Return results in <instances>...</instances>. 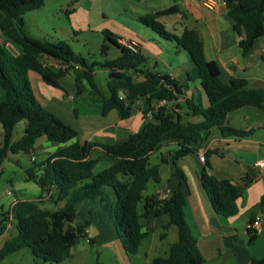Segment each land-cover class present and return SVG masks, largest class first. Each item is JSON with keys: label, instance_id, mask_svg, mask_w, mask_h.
<instances>
[{"label": "trees", "instance_id": "trees-1", "mask_svg": "<svg viewBox=\"0 0 264 264\" xmlns=\"http://www.w3.org/2000/svg\"><path fill=\"white\" fill-rule=\"evenodd\" d=\"M47 1L0 0V125L4 128L0 169L9 153L32 154L42 137L65 145L42 162L34 159L33 165L25 171L26 181L40 188V200L17 199L9 209L2 208L0 237L10 225L15 226L16 235L0 248V264L9 255L25 249L37 264H63L71 259L73 247L82 240L95 244L96 238H90L88 230L102 207L107 208L127 255H136L148 238L149 232L142 221L149 217L151 210H156L157 216L169 219L163 226L161 238L166 239L168 231L176 227L178 239L170 245L168 255L154 258L153 264H207L187 222L186 197L182 190L175 191L166 201H160L157 195L144 196V192L149 183L161 182L162 164L174 163L176 176L187 181L178 162L204 148L214 130L223 138L252 136V131L230 126L229 116L245 107H254L264 113V89H251L246 79L231 78L228 83L223 82L218 64L207 59L197 30L186 28L181 35L169 32L160 18L179 13L177 6L139 16L140 23L188 52L192 68L187 71V79L199 84L208 106L205 107L200 98L196 104L189 99L185 105L180 104V98L186 96L180 82L168 74L146 68L147 60L140 51L123 46L118 36L108 32L106 40L121 53L117 59L100 64L108 70L109 90L108 96L100 94L102 114L106 116L117 111L121 119L127 120L138 103L145 101L144 115L151 113L152 117L141 132L124 142L113 145L81 143L75 128L39 102L29 78V73L35 72L47 85L61 88L66 74L80 66L82 74L76 78L77 87L86 79L97 90L93 77L95 65L78 56L68 42L44 41L26 32L24 16L41 9ZM225 2L234 21L233 30L239 37V46L247 58L264 37V0ZM108 49V44L102 46L104 54ZM45 57L58 62L61 68L45 63ZM139 77L143 80L138 81ZM162 100H167L168 104L159 106ZM179 109H187V112L181 114ZM185 116L202 117L203 120L193 123L184 121ZM22 121L27 122L24 135L13 142L14 130ZM170 143H176L178 148L162 156L160 164L151 165V155ZM98 149L103 155L93 157ZM216 153L207 150L206 158ZM100 163L107 167L95 173ZM210 169L207 162L201 183L213 210L227 219L238 216L243 188L227 179H218ZM45 200L63 203V206L51 211L41 206ZM90 202L98 205L90 208L89 217L80 223V211ZM261 208L264 215V197ZM248 232L250 243H253L257 231L249 228ZM250 264H264V258L252 259Z\"/></svg>", "mask_w": 264, "mask_h": 264}, {"label": "crops", "instance_id": "crops-1", "mask_svg": "<svg viewBox=\"0 0 264 264\" xmlns=\"http://www.w3.org/2000/svg\"><path fill=\"white\" fill-rule=\"evenodd\" d=\"M206 1L129 0L131 4L129 10L138 20L139 16L154 14L177 6L180 10L179 13L160 18V22L167 30L170 27L173 34L176 35H181L186 28L197 30L204 42L206 57L208 60L215 61L218 64L223 82L228 83L231 78L246 79L251 89H264V37L258 41L253 53L245 58L243 50L239 46V37L233 30L234 21L228 13L225 0H210L212 2L210 7L207 6ZM171 16H175V18L172 19L170 18ZM143 26L145 27V25ZM143 26L141 23L133 25L132 28L130 26L126 27L127 30L121 33L123 36H118L122 41H129L135 45L137 50L147 60L146 68L155 71L149 65L151 59L155 60L157 67L163 62L169 65L168 72H162L158 69L155 72L168 74L180 82L186 94L185 97L180 98V104L185 105L187 99L196 104L200 98L204 106H208L207 98L202 99L201 97L199 91L201 87L199 84L191 83L187 79V71L192 68L188 52L179 49L175 43L170 44L165 42L167 43L165 44L162 40L163 38L157 33ZM177 32H180V34H177ZM165 48L171 49L170 52L173 54H170L171 56L173 55V58L177 60L184 58L183 65L176 63L175 59L172 60L170 55L168 58L171 61L168 63L162 55V51ZM29 74L31 77H34L40 88V92L43 95H47L46 104H48L50 98H53L55 93L39 74L35 72H30ZM137 80L142 81L143 77H139ZM61 85L64 86L62 80ZM67 94L70 93L67 92ZM67 97L75 101L74 95ZM94 101L99 104L101 102L99 99H95ZM63 104L65 107V103ZM60 107H62L61 104ZM96 107L97 110H87L84 113H80L77 105L68 110L67 114H64L66 117L63 120L79 132V141L81 143L96 142L113 145L124 142L131 135L141 132L152 117L151 113L147 116L144 115V111L147 110L145 101L138 103L137 108H135L131 117L127 120L121 119L117 111H112L104 116L101 107ZM246 109H256L257 112L255 113L253 112L255 110ZM178 111L181 114L187 112L186 109H179ZM260 113L263 112L257 108L245 107L229 116L228 123L230 126L245 131H252V136L243 139L223 138L217 130H214L212 137L207 141L204 148L200 149L198 153L189 154L179 161L178 166L184 172L187 181L183 182L176 176V166L174 163L162 164L160 167L162 180L158 184L159 186L156 187L155 193L148 195L158 196L165 190H170L172 195L175 191L182 190L186 197L184 210L187 222L198 241L199 250L206 259L207 264H212L213 262L214 264H250L252 259L264 258V215L261 208V201L264 197V171L260 168V161L264 159V118L262 120L256 119L262 118ZM236 115H241L243 120L235 118ZM202 120V117L191 116L187 121L197 123ZM19 124L14 130L13 142L22 138L27 126L26 122L24 128L15 136V131ZM48 141L46 137H42L37 141L35 149L32 152L33 160L35 159L38 162L37 153H39V150L46 148L45 145H47ZM3 145L4 128L0 125V147ZM171 145H176V143H170L166 145V148ZM64 146L61 145L55 151L48 152L46 159ZM174 150L169 149L167 152L161 153L160 161L157 164H160L162 156ZM207 150L216 151L217 153L211 154L202 162L200 157L204 154L206 156ZM96 154L97 156L103 155L100 149L97 150ZM11 155L13 154L9 153L7 160H12ZM14 162L19 163L17 158ZM207 162L210 164V173L212 175L218 179H227L235 182L243 188L242 197L238 203V216L227 219L217 215L213 210L211 200L201 183V175ZM252 173L256 174V178H253ZM25 182H27L26 179ZM246 183L248 184L246 185ZM14 187V184L10 185L13 195L16 192ZM41 194L40 190V196L36 199L15 196L17 197L16 199L21 201L37 202L40 200ZM97 205V202H90L81 209L85 215L80 217V223H83L89 217L88 210ZM2 208L3 205H0V213ZM261 216L263 219L261 227L256 230L257 237L253 243H250L248 230L252 226V220H256ZM168 222L167 216H157L156 210H151L149 217L142 221L144 229L149 232L147 239L156 230H163V226ZM91 223L88 232L90 238H96L95 244H101L105 248H110L121 257L119 251L125 252V250L119 240L107 208L102 207L100 212L91 220ZM92 228L95 229L94 235H92ZM9 229L12 232L11 234L8 231ZM7 231L0 237V240H4L3 245L8 238L10 239L16 235L14 225H10ZM8 235L11 237H8Z\"/></svg>", "mask_w": 264, "mask_h": 264}, {"label": "rangeland", "instance_id": "rangeland-1", "mask_svg": "<svg viewBox=\"0 0 264 264\" xmlns=\"http://www.w3.org/2000/svg\"><path fill=\"white\" fill-rule=\"evenodd\" d=\"M130 7L131 4L129 0H48L41 9L29 12L24 16L26 23L25 30L31 36L54 43L58 41L68 42L78 56L87 60L90 65H95L93 77L97 90H94L86 79H82L79 83V88L77 87L76 78L82 74V67L76 66V70L71 69L62 79L64 86L61 88L50 86L55 95L53 98H50L48 104H46L47 95H43L42 92H40V88L34 77H31L29 74L37 99L43 106L45 105L44 107L48 105V108H46L60 119L63 120L64 117H66L64 114H67L66 112H68V110L77 105L80 109V113H84V111L87 110H97L96 106L100 107V104L96 103L94 100H101L100 94L104 96L109 95L107 85L108 70L100 66V64L117 59L121 51L106 40V34L111 32L116 36H123L121 33L127 30L126 27L130 26V28H132L133 25L141 24L136 19V16L130 12ZM170 18L173 19L175 16H171ZM144 28L148 27L145 26ZM148 30L152 31L150 28H148ZM168 31L173 33L170 27ZM177 34H180V32H177ZM162 40L164 43H172L165 39ZM104 44L109 45V49L105 54L102 51V46ZM170 51V48H165L162 51L163 58L168 63L171 59H175L173 55L171 56L173 53ZM169 55L171 59L168 58ZM175 60L176 63H181V65H183L185 61L184 58ZM44 62L49 65L52 64L51 66L56 69L61 68L58 62L51 61L46 57L44 58ZM190 64L192 67V63ZM149 65L152 66L155 71L158 69L162 72H168L169 65L164 62L157 67L155 60L151 59ZM199 91L202 99H205V94L202 93L201 90ZM67 92L70 94H67ZM69 95H74L75 101L70 100L67 97ZM63 103H65V107ZM60 104L62 107H60ZM246 110H255L253 112H257L256 109ZM260 114L262 118L256 119L262 120L264 118V114ZM189 118H191V116H185L184 121H187ZM235 118L243 120L241 115H236ZM25 124L26 121L20 122L15 131V136L20 133ZM47 145H45L46 148L39 150V153H37L36 157L38 162L45 160L48 156V152L55 151L57 147L61 146L50 141H48ZM177 148V145H171L168 148L165 146L161 152L152 154L150 158L151 165L159 163L161 153H165L169 149ZM11 157L12 160L6 159L0 169V205H3L5 210L9 209L10 206L14 204L13 202L17 198L15 195L27 199H36L40 196V189L35 183L25 182V171L33 165V155L20 153L17 156L13 154ZM93 157H97V154ZM16 158L19 163L14 162ZM106 167V164L100 163L96 167L95 173L102 171ZM11 184L15 185L14 189L16 192L14 195L7 194V190L10 188ZM157 186L159 185L152 182L149 183L147 190L144 192V196L154 194ZM44 202L45 203L41 206L51 211L57 210L63 205L62 203L57 204L54 200H45ZM81 213L82 210L80 211V217L85 215V213H82V215ZM8 231L10 234L12 233L10 229ZM8 231L6 229V232ZM162 233V229L156 230L149 239L144 241L136 255H127L124 251H119L121 257L112 249L105 248L101 244L96 243L91 245L88 240H82L78 245L73 247L71 259L63 264H153L154 258L168 255L170 245L175 243L178 239L176 227L170 229L167 239L161 238ZM94 234L95 229L92 228V235ZM8 237L11 236L8 235ZM3 241V239L0 240L1 247L3 246ZM1 264H37V262L30 251L25 249L9 255ZM212 264H214V262Z\"/></svg>", "mask_w": 264, "mask_h": 264}, {"label": "built area", "instance_id": "built-area-1", "mask_svg": "<svg viewBox=\"0 0 264 264\" xmlns=\"http://www.w3.org/2000/svg\"><path fill=\"white\" fill-rule=\"evenodd\" d=\"M206 4H207V6L210 7V5L212 4V2H211L210 0H207V1H206ZM120 43H121L123 46H125V47H129L130 49H132V50H134V51H137V48L135 47V45H133V44L130 43L129 41H122V39H121V40H120ZM50 65H52V64H50ZM167 104H168L167 100H162L161 102H159L158 105H159V106H163V105H167ZM205 158H206V156H205V154H204V155H202V156L200 157V160H201L202 162H204V161H205ZM260 168L262 169V171H264V159L260 161ZM7 194H8V195H13V192H12V189H11V188H9V189L7 190ZM170 196H171V192H170V190H165L164 192H162V193H160V194L158 195V198H159L160 201H166V200H168V199L170 198ZM16 202H17V199H15V201H14L13 203L15 204ZM262 219H263L262 216L259 217V218H257V219L253 222L251 228H253L254 230L259 229V228L261 227Z\"/></svg>", "mask_w": 264, "mask_h": 264}, {"label": "water", "instance_id": "water-1", "mask_svg": "<svg viewBox=\"0 0 264 264\" xmlns=\"http://www.w3.org/2000/svg\"><path fill=\"white\" fill-rule=\"evenodd\" d=\"M252 176H253V178H256V174L255 173H252Z\"/></svg>", "mask_w": 264, "mask_h": 264}]
</instances>
